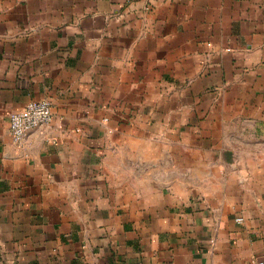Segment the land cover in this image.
Returning a JSON list of instances; mask_svg holds the SVG:
<instances>
[{
    "label": "crops",
    "instance_id": "crops-1",
    "mask_svg": "<svg viewBox=\"0 0 264 264\" xmlns=\"http://www.w3.org/2000/svg\"><path fill=\"white\" fill-rule=\"evenodd\" d=\"M0 264H264V0H0Z\"/></svg>",
    "mask_w": 264,
    "mask_h": 264
},
{
    "label": "built area",
    "instance_id": "built-area-1",
    "mask_svg": "<svg viewBox=\"0 0 264 264\" xmlns=\"http://www.w3.org/2000/svg\"><path fill=\"white\" fill-rule=\"evenodd\" d=\"M52 119V104L47 98L30 100L23 107L9 113V130L12 138L20 143L35 127Z\"/></svg>",
    "mask_w": 264,
    "mask_h": 264
}]
</instances>
